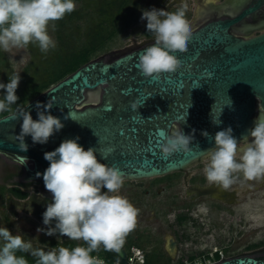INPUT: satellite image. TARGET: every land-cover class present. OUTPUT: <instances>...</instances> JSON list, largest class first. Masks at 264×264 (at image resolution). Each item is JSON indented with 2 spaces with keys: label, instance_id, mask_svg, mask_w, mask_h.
<instances>
[{
  "label": "water",
  "instance_id": "95a60500",
  "mask_svg": "<svg viewBox=\"0 0 264 264\" xmlns=\"http://www.w3.org/2000/svg\"><path fill=\"white\" fill-rule=\"evenodd\" d=\"M263 5L264 0H252L233 17L206 20L192 29L187 51L174 54L181 67L172 74L144 78L136 67L154 39L87 62L23 107L35 121L49 103L45 114L64 127L45 144H33L26 136L28 150L21 152L22 120L6 115L0 118V154L21 165L24 180H43L49 166L44 153L78 137L77 143L85 151L94 149L100 163L119 169L124 180H137L184 169L214 148L215 134L229 127L242 142L259 113L264 117V30L257 27L258 34L241 38L229 28ZM133 100L142 104L137 111L129 107ZM176 127L193 136L190 152L163 159L159 131L166 136ZM21 157H27L26 164ZM213 264H264V257Z\"/></svg>",
  "mask_w": 264,
  "mask_h": 264
},
{
  "label": "clouds",
  "instance_id": "9594fccd",
  "mask_svg": "<svg viewBox=\"0 0 264 264\" xmlns=\"http://www.w3.org/2000/svg\"><path fill=\"white\" fill-rule=\"evenodd\" d=\"M205 3L214 4L216 0H205ZM188 8L184 0L174 12L155 8L142 12L147 32L154 36V43L138 56L136 67L144 78H158L180 69L181 62L174 54L185 53L192 36L186 17ZM75 9L74 0H0V49L7 52L29 44L37 45L43 53L55 49L49 25L55 30V23ZM19 82V74H14L6 85L0 83V89L5 90L0 99V113L8 112L12 119L22 120L18 149L26 152V136L31 137L33 144H45L64 125L53 115L45 114L52 107L49 103L43 106L44 111H37L35 121L25 108L12 109L11 106L17 104L15 93ZM141 105L133 100L129 107L137 111ZM40 107L38 104L37 109ZM213 123L216 122L213 120ZM254 125L239 143L231 127L215 134V147L204 154L203 173L209 184L227 190L238 181L264 179V117L260 113ZM159 135L164 141L157 145L163 159L190 152L193 136L185 135L179 127L166 136L160 130ZM201 135L207 137L208 133L204 131ZM78 139L65 140L54 151L44 153L43 158L49 166L43 172V184L51 193L52 201L47 204L42 218L45 226L55 221L54 227L47 228L46 235L59 233L68 240L83 241L86 246L71 249L58 246L46 251L34 248L22 235H13L7 228L0 227V264H29L24 255L17 253L31 255L35 264H105L92 253L101 247L106 252L119 253L126 237L135 230L139 209L119 194L124 185L120 170L100 163L95 150L85 151L77 143ZM21 159L27 163V157ZM37 231L45 230L38 228Z\"/></svg>",
  "mask_w": 264,
  "mask_h": 264
},
{
  "label": "flooded vegetation",
  "instance_id": "af4514ba",
  "mask_svg": "<svg viewBox=\"0 0 264 264\" xmlns=\"http://www.w3.org/2000/svg\"><path fill=\"white\" fill-rule=\"evenodd\" d=\"M181 1L169 0L166 5H161V10L174 12ZM251 1L216 0L214 4H206L205 0H186L189 5L186 17L194 29L206 20L233 17ZM260 26L264 30V5L230 27L229 32L246 38L258 34L261 29L256 28ZM143 33H150L146 26ZM146 38L154 39L152 33ZM23 48L28 53V60L17 73L13 72L5 52L0 49V83L6 85L12 75L20 76L15 93L17 104L11 107L23 108L44 92L26 99L30 88L40 86V83L36 84L35 72L39 66L42 67V61L39 60L41 51L37 45L29 44ZM4 95L5 90L0 89V99ZM95 103L97 101L90 105ZM9 114L0 113V118ZM204 160L205 157L182 170L157 177L125 179L119 194L139 209L136 228L126 237L119 253L106 252L101 247L92 255L103 259L105 264H193L196 259L206 257L216 263L232 259L227 255L230 251L264 247V239L253 241L244 238L242 232H248L247 228L238 230L236 224H232L235 218L253 215L254 200L258 193L264 195V189L254 188L250 181H238L227 190L209 184L203 173ZM24 176L19 163L0 154V227L7 228L13 235H22L26 241H31L34 248L46 251L58 246L70 249L86 246L83 241H71L59 233L53 236L45 234L48 227L55 226V221L45 226L42 218L47 204L52 201L51 193L45 189L43 180H24ZM38 228L45 231L38 232ZM17 255H24L29 264H35L31 255Z\"/></svg>",
  "mask_w": 264,
  "mask_h": 264
},
{
  "label": "trees",
  "instance_id": "16d2710c",
  "mask_svg": "<svg viewBox=\"0 0 264 264\" xmlns=\"http://www.w3.org/2000/svg\"><path fill=\"white\" fill-rule=\"evenodd\" d=\"M74 3L78 4L75 11L57 21L55 30L49 25L56 48L39 52L42 67H36L35 74L36 84L40 86L30 88L26 99L47 90L89 62L91 55L114 37L118 24L133 21L136 9L135 0H74Z\"/></svg>",
  "mask_w": 264,
  "mask_h": 264
},
{
  "label": "rangeland",
  "instance_id": "374dc122",
  "mask_svg": "<svg viewBox=\"0 0 264 264\" xmlns=\"http://www.w3.org/2000/svg\"><path fill=\"white\" fill-rule=\"evenodd\" d=\"M136 9L134 11L135 15L133 21L127 25L118 24L117 33L108 40L101 48H98L92 55L89 61L96 60L104 55L128 48L130 46L148 41L147 35L143 33V29L147 24L146 20H142V12L145 10H151L153 8L161 10L162 6L166 5L169 0H135ZM193 2V0H190ZM222 1V0H217ZM181 2H184L183 0ZM78 5L77 3H75ZM191 8L194 9L191 5ZM49 35L53 38L51 29H48ZM154 37V36H153ZM150 38V37H149ZM4 51V50H3ZM5 52V51H4ZM10 66L13 69L14 73H17L19 68H22L23 65L28 60V53L25 48H12L9 51L5 52ZM96 99H98L96 97ZM253 184L254 188L264 189V179L250 181ZM253 215H243L241 218L236 219L232 224H236L238 230L242 228L248 230V232L243 231L242 237L251 238L253 241H258L264 239V195L258 193V197L254 200L253 206ZM238 243V242H237ZM236 243V244H237ZM237 247V246H235ZM231 252V253H230ZM227 253L229 258H237L243 256H264V247H248L246 249L239 248L234 251ZM225 256L224 252H222Z\"/></svg>",
  "mask_w": 264,
  "mask_h": 264
},
{
  "label": "built area",
  "instance_id": "2783aa9c",
  "mask_svg": "<svg viewBox=\"0 0 264 264\" xmlns=\"http://www.w3.org/2000/svg\"><path fill=\"white\" fill-rule=\"evenodd\" d=\"M193 264H213L208 257L206 258H201V259H196Z\"/></svg>",
  "mask_w": 264,
  "mask_h": 264
}]
</instances>
